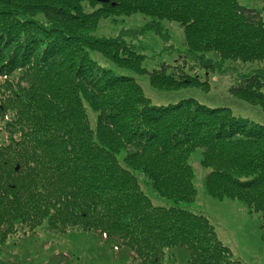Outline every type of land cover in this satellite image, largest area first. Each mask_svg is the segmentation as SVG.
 <instances>
[{
  "label": "trees",
  "instance_id": "16d2710c",
  "mask_svg": "<svg viewBox=\"0 0 264 264\" xmlns=\"http://www.w3.org/2000/svg\"><path fill=\"white\" fill-rule=\"evenodd\" d=\"M88 4L93 10L81 0H0V242L15 226L46 222L94 234L98 254L115 248L118 264H244L205 214L181 202L195 194L188 157L199 147L206 193L264 218V123L189 96L151 103L131 75L99 64L86 47L146 72L160 89L192 76L165 63L143 71L122 35L87 31L108 15L174 19L185 55L205 66L212 57L264 60V21L237 0ZM236 81L231 93L264 105V63ZM84 102L96 112L94 128ZM139 177L167 202L154 203Z\"/></svg>",
  "mask_w": 264,
  "mask_h": 264
},
{
  "label": "rangeland",
  "instance_id": "374dc122",
  "mask_svg": "<svg viewBox=\"0 0 264 264\" xmlns=\"http://www.w3.org/2000/svg\"><path fill=\"white\" fill-rule=\"evenodd\" d=\"M237 1L254 9L264 21V0ZM81 4L86 11L93 10L88 0H81ZM87 32L98 37L122 35L135 53L134 63L143 71L165 63L170 67L175 65L176 71L183 70L192 76V81L176 85L177 88L160 89L149 83L146 72L116 66L98 49L86 47L99 64L131 75L151 103H165L189 96L208 105L227 106L236 115L264 123V105L229 91V87L237 82V76L261 67L264 60L225 59L218 62V58L212 57V63L203 66L193 57L185 55L183 26L177 20L155 18L139 12L100 17L96 26ZM84 110L89 126L94 128L96 112L86 102ZM2 123L0 117V126ZM2 136L1 128L0 141ZM199 158L200 148L196 147L188 157L195 194L192 201L181 204L208 217L218 238L231 249L232 257L239 258L244 264H264V218L261 213L249 211L236 199H217L208 195L203 185V176L208 169L200 164ZM139 182L154 203L167 202L165 198L156 196L140 177ZM14 228L0 242V264H118L119 261L115 248L111 251L104 247V254H107H98L101 248L98 249L99 245L95 244L97 239L88 232L57 231L49 229L46 222L27 232L16 226ZM120 259L123 260V257ZM181 260L177 257L173 264H185Z\"/></svg>",
  "mask_w": 264,
  "mask_h": 264
},
{
  "label": "water",
  "instance_id": "95a60500",
  "mask_svg": "<svg viewBox=\"0 0 264 264\" xmlns=\"http://www.w3.org/2000/svg\"><path fill=\"white\" fill-rule=\"evenodd\" d=\"M98 1H107V0H98Z\"/></svg>",
  "mask_w": 264,
  "mask_h": 264
}]
</instances>
